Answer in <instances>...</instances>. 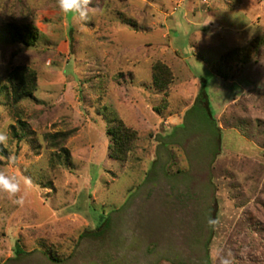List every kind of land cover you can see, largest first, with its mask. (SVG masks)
Masks as SVG:
<instances>
[{"label": "rangeland", "instance_id": "rangeland-1", "mask_svg": "<svg viewBox=\"0 0 264 264\" xmlns=\"http://www.w3.org/2000/svg\"><path fill=\"white\" fill-rule=\"evenodd\" d=\"M87 11L0 0V170L21 181L0 192V264H264V0ZM7 23L39 40L6 41ZM155 62L173 75L166 98ZM21 65L36 89L13 105L5 78ZM117 119L137 132L125 161L108 156Z\"/></svg>", "mask_w": 264, "mask_h": 264}, {"label": "trees", "instance_id": "trees-1", "mask_svg": "<svg viewBox=\"0 0 264 264\" xmlns=\"http://www.w3.org/2000/svg\"><path fill=\"white\" fill-rule=\"evenodd\" d=\"M4 29L6 41L20 43L28 47L34 46L40 37L39 30L32 23H23L20 25L7 23ZM216 72L219 74L218 71ZM150 77L152 86L166 98L169 85L173 80L170 68L162 62H155L151 67ZM222 77L224 78L225 76ZM36 83L37 76L33 69L22 65L15 66L5 78V88L11 98V103L15 105L23 98L31 97L36 89ZM164 97L163 99H165ZM17 122L20 124L21 131L26 133L27 129L25 123L20 119H18ZM106 132L110 140L108 156L111 159L125 161L135 146V140L137 139L136 130L127 126L122 119H117L109 124ZM68 133L49 135L48 139L49 142H51V146L57 147L62 144L68 137ZM60 149L64 152V159L68 160L67 150L63 147ZM15 252L17 255L25 254L19 240L16 241ZM51 253H48L50 255V260L54 262L62 261L57 255Z\"/></svg>", "mask_w": 264, "mask_h": 264}, {"label": "clouds", "instance_id": "clouds-1", "mask_svg": "<svg viewBox=\"0 0 264 264\" xmlns=\"http://www.w3.org/2000/svg\"><path fill=\"white\" fill-rule=\"evenodd\" d=\"M89 0H58L59 8L64 13H72L78 15L82 20L87 21L88 11L87 5ZM7 137L0 134V142L6 141ZM0 192L7 193L10 197H15L21 192V181L15 174H10L0 170ZM13 203L22 206L24 204L23 196L18 197ZM222 264H229L227 260H223Z\"/></svg>", "mask_w": 264, "mask_h": 264}]
</instances>
